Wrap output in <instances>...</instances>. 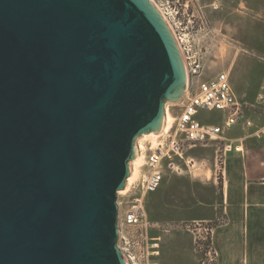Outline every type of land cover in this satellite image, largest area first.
Masks as SVG:
<instances>
[{"label": "water", "instance_id": "95a60500", "mask_svg": "<svg viewBox=\"0 0 264 264\" xmlns=\"http://www.w3.org/2000/svg\"><path fill=\"white\" fill-rule=\"evenodd\" d=\"M186 82L151 0H0V264H126L117 195Z\"/></svg>", "mask_w": 264, "mask_h": 264}, {"label": "rangeland", "instance_id": "374dc122", "mask_svg": "<svg viewBox=\"0 0 264 264\" xmlns=\"http://www.w3.org/2000/svg\"><path fill=\"white\" fill-rule=\"evenodd\" d=\"M238 1V6L229 0L217 1L210 11L209 6L206 7L207 0H192L185 15L180 17V14L176 16L172 12L169 16L181 52L186 57L202 61L203 79L221 71L231 74L233 64L242 58L253 61L247 66L251 82L264 75V47H255L254 43L264 40V10L258 7L249 9L245 5L246 0ZM179 2L185 4L186 0ZM247 21L262 32L252 33L247 29ZM258 36L263 37L258 39ZM261 45H264V41ZM183 95L175 103H166L173 117L180 112ZM241 108L242 118L239 123L246 119L244 103ZM200 118L219 124L224 114L213 111L202 113ZM237 130L239 134L243 132L241 125ZM137 140L142 146L155 145L158 137L144 138L141 135ZM218 148L220 144L217 143L185 146V156L193 159L194 167L176 160L178 169L166 167L160 188L146 197V216L153 226L150 231L152 236L159 238V256L154 260L158 264H187L190 257L198 264V236L204 227L211 229L218 219L221 220V191L216 185L219 181L216 183L212 177ZM208 216H215L217 220L205 221Z\"/></svg>", "mask_w": 264, "mask_h": 264}, {"label": "built area", "instance_id": "2783aa9c", "mask_svg": "<svg viewBox=\"0 0 264 264\" xmlns=\"http://www.w3.org/2000/svg\"><path fill=\"white\" fill-rule=\"evenodd\" d=\"M151 2L169 23L172 12H175L176 16L180 14V17L186 14V6L179 0H151ZM181 53L187 82L180 112L174 117L172 126L165 132L159 133L155 145L138 147L136 143V149L143 155L144 162L127 190L117 195L118 247L126 264H158L154 258L159 256V238L150 236L153 226L147 220L145 200L149 194L160 188L166 167L172 166L178 169L176 160H182L186 165L191 164V167H194L193 159L185 156V146L221 144L218 152L216 151L213 169V179L216 182L223 178L226 154L232 150L242 152L240 147L232 146L226 137L242 118V110L230 84L229 73L221 71L203 79L201 78L204 71L202 61L186 57L183 52ZM262 88L264 89V81ZM213 111L224 114L221 123L213 124L200 118L202 113ZM243 124L246 127L251 126V122L247 119ZM210 233L211 229L204 227L198 236L197 247L200 253L198 264L216 263L217 253L211 244Z\"/></svg>", "mask_w": 264, "mask_h": 264}, {"label": "crops", "instance_id": "0c3cea01", "mask_svg": "<svg viewBox=\"0 0 264 264\" xmlns=\"http://www.w3.org/2000/svg\"><path fill=\"white\" fill-rule=\"evenodd\" d=\"M191 1L186 0L183 4L186 10ZM217 1L220 0H207L208 10L211 11ZM229 1L239 5L238 0ZM245 3L249 9L258 7L264 10V0H246ZM249 22L247 29L252 33L262 32ZM263 41L254 42L255 47H264L261 45ZM251 62L246 58L237 59L229 73L237 102L240 107L244 103L246 119L251 126L238 123L226 135L228 142L240 147L242 152L232 150L226 154L223 178L216 184L221 191V220L215 216L205 219L217 220L210 233L211 244L217 253L215 264H264V75L251 82L247 73V66ZM240 125L243 132L239 134L237 127ZM229 134L232 137H228ZM187 264H195L193 257Z\"/></svg>", "mask_w": 264, "mask_h": 264}, {"label": "bare ground", "instance_id": "6f19581e", "mask_svg": "<svg viewBox=\"0 0 264 264\" xmlns=\"http://www.w3.org/2000/svg\"><path fill=\"white\" fill-rule=\"evenodd\" d=\"M165 21H166L169 29L171 30L172 34L174 35L175 39H176V36H175V34L173 32V29H172L169 21L167 19ZM176 41L179 43V41L177 39H176ZM173 122H174V117L169 113L168 107L165 106V113H164L163 121H162L161 128H160L159 131L160 132H165L166 130H168L172 126ZM159 131L142 135V137H144V138H147V137H150V138L158 137ZM137 141H136V143H137L138 147H141L142 145H140V143H139L140 141L139 140H137ZM143 162H144L143 155L139 151H136V155H135V157L133 158V160L130 163V175L127 178L126 186L123 189V191H119L118 194H122L123 192H125L127 190L129 184L136 178V176L138 174V171H139V167L143 164Z\"/></svg>", "mask_w": 264, "mask_h": 264}]
</instances>
